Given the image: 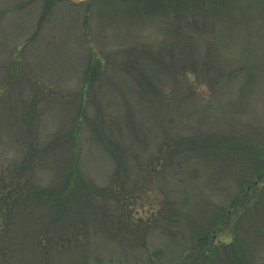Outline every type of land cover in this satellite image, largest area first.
Listing matches in <instances>:
<instances>
[{
  "label": "rangeland",
  "instance_id": "obj_1",
  "mask_svg": "<svg viewBox=\"0 0 264 264\" xmlns=\"http://www.w3.org/2000/svg\"><path fill=\"white\" fill-rule=\"evenodd\" d=\"M12 166L0 264H264V0H0Z\"/></svg>",
  "mask_w": 264,
  "mask_h": 264
},
{
  "label": "trees",
  "instance_id": "obj_2",
  "mask_svg": "<svg viewBox=\"0 0 264 264\" xmlns=\"http://www.w3.org/2000/svg\"><path fill=\"white\" fill-rule=\"evenodd\" d=\"M22 175L24 174L17 167L12 166L9 168L0 169V218H3L5 220L3 223V227L0 230V237L2 235L1 233L5 232L8 229L9 222L7 221V219H9L10 215H12V213L15 212L14 210L16 209L15 207L24 205L29 200H31L32 190H30V187L26 182H23L26 186H22L19 184V186L21 187L17 188L16 186L15 189L13 188L16 179H19L18 181H20ZM248 182H249L248 180L245 181L244 185H247V187L249 188ZM8 189H9V192L6 193L5 191H7ZM23 192H24V195H23ZM253 193H254V189L252 188V189H249V191L243 194L241 197L244 198V200H250L251 198L254 197ZM236 203L241 204L239 200L236 201ZM203 237L204 236L199 237L198 238L199 241H197V243L202 241ZM238 242L239 240L236 239L234 243H232L233 245H232L231 250L233 252V259L229 257V259L233 260L232 264H253L254 254L250 256L246 252L243 253L242 251H240L239 247L241 246H239ZM208 244L210 243L206 241L204 247L206 248ZM9 251H10L9 247L6 244H3V245L0 244V254L2 256L6 257ZM207 251L209 252V249H207ZM203 264H207L206 260L203 261Z\"/></svg>",
  "mask_w": 264,
  "mask_h": 264
},
{
  "label": "water",
  "instance_id": "obj_3",
  "mask_svg": "<svg viewBox=\"0 0 264 264\" xmlns=\"http://www.w3.org/2000/svg\"><path fill=\"white\" fill-rule=\"evenodd\" d=\"M59 1L70 3V4H75V5H82V4L90 2L91 0H59Z\"/></svg>",
  "mask_w": 264,
  "mask_h": 264
}]
</instances>
